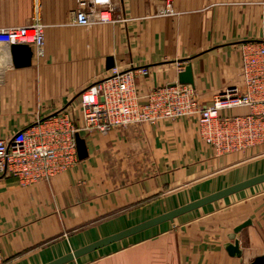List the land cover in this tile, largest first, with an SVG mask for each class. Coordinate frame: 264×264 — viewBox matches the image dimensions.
<instances>
[{
    "label": "crops",
    "instance_id": "0c3cea01",
    "mask_svg": "<svg viewBox=\"0 0 264 264\" xmlns=\"http://www.w3.org/2000/svg\"><path fill=\"white\" fill-rule=\"evenodd\" d=\"M167 4L175 13L158 15ZM114 5L116 21L80 26L70 21L75 0H0V28L36 18L44 25V53L37 57L31 46L27 66L15 67L10 45L0 44V138L63 109L79 116V94L109 74V56L120 69L131 64L147 69L135 76L142 92L178 81L190 64L197 96L209 104L214 94L239 83L243 44L264 36V0H114ZM80 136L88 155L49 181L20 186L14 177H0L3 264H45L70 247L151 218L153 201L168 202L171 210L264 172L247 174L264 164V144L218 155L201 139L192 117ZM244 191L72 264H249L264 257V194ZM135 203L142 205L133 208ZM245 220L251 224L239 232L241 258L231 256L224 244Z\"/></svg>",
    "mask_w": 264,
    "mask_h": 264
},
{
    "label": "built area",
    "instance_id": "2783aa9c",
    "mask_svg": "<svg viewBox=\"0 0 264 264\" xmlns=\"http://www.w3.org/2000/svg\"><path fill=\"white\" fill-rule=\"evenodd\" d=\"M166 7L157 14L175 13L169 4ZM115 9L114 0H75L70 21L80 26L114 22ZM43 29L37 18L25 25L1 27L0 44H27L41 57ZM109 71L80 92L79 116L63 109L0 138V177H14L20 186L49 181L78 162L76 134H105L116 127L183 116L195 118L199 136L218 155L264 144V36L243 44L239 83L214 94L209 104L199 100L193 85L178 81L140 91L135 76L147 73L141 66H113ZM235 108L248 111L234 113Z\"/></svg>",
    "mask_w": 264,
    "mask_h": 264
},
{
    "label": "water",
    "instance_id": "95a60500",
    "mask_svg": "<svg viewBox=\"0 0 264 264\" xmlns=\"http://www.w3.org/2000/svg\"><path fill=\"white\" fill-rule=\"evenodd\" d=\"M10 53H11L12 63L15 67H23L30 64L32 50L29 45L12 43L10 44ZM113 65H114L113 58L111 56L107 57L106 68L109 69L113 67ZM178 82L183 84L193 85L194 81H193L192 69L190 64H187L184 67V69L178 73ZM75 139H76L78 158L83 159L88 155L85 140L79 134L75 135ZM262 182H264V172L256 176L247 178L245 180L239 181L237 183H234L232 185L226 186L215 192L202 196L196 200L182 204L176 208L163 212L159 215H156L139 223H136L118 232L104 236L80 248L72 250L45 264H65L68 262H73L76 258L85 255L91 251H94L96 249L109 245L113 242L119 241L128 236L144 231L160 223L166 221L173 222L176 217L184 213L195 210L206 204L212 203L223 197H226L228 195H231L233 193H236L238 191L257 185ZM250 224H251V220H245L244 222L236 225L233 228L232 232L228 235L229 241L224 244V247L229 255L241 258L242 249L239 246V232L241 231V229H243L244 227ZM249 264H264V257L263 256L255 257L252 260V262H250Z\"/></svg>",
    "mask_w": 264,
    "mask_h": 264
},
{
    "label": "rangeland",
    "instance_id": "374dc122",
    "mask_svg": "<svg viewBox=\"0 0 264 264\" xmlns=\"http://www.w3.org/2000/svg\"><path fill=\"white\" fill-rule=\"evenodd\" d=\"M225 114H229V115H231L232 114V112L231 111H226V112H224ZM186 117H190V116H186ZM172 119H174V118H172ZM172 119H170V120H172ZM195 119V118H194ZM197 124V123H196ZM125 127H127V126H125ZM125 127H116V128H125ZM261 160V159H260ZM260 160H258L259 162H260ZM258 167V168H257ZM254 168H256V169H252V170H250V171H248V173L247 174H249V172H252V174H255V173H257L258 171H255V170H261V169H264V164L263 165H261L260 166V164H258V166H256V167H254ZM187 188H189V187H187ZM247 189V190H246ZM246 189H244L245 191L244 192H247V193H251V194H264V182H262V183H259V184H257V185H254V186H251V187H249V188H246ZM187 190V189H186ZM189 191V190H188ZM187 191V192H188ZM183 192H185V191H183ZM187 192H186V195L187 196H189L188 194H187ZM185 195V193H184V196H186ZM221 200H224V199H221ZM140 205H142V203H135L134 204V206H133V208H137V207H139ZM151 206L152 207H154V209L152 210V212H151V217H153V216H156V215H159L158 213H159V210H160V213H162V212H164V211H167L168 209H170V207H171V204H169L168 202H166L165 204L164 203H161V202H158V201H153L152 203H151ZM132 208V209H133ZM156 208V209H155ZM117 213V212H116ZM115 214V213H114ZM113 215V214H112ZM110 216V215H109ZM106 217H108V216H106ZM103 219H105V217L103 218ZM106 219H108V218H106ZM142 219V218H141ZM98 221H100V220H98ZM98 221H96V222H93L92 224L93 225H95ZM137 221H141L140 219H138V220H136V222ZM92 224H90V225H88V226H86V227H84V229L85 228H88V227H91V226H93ZM82 229V228H81ZM150 230V229H149ZM148 231V230H147ZM147 231H145V232H147ZM138 234V233H137ZM73 246V245H72ZM72 247H70L69 248V251H72ZM75 260H80V257H78V258H76ZM73 262H68V263H65V264H72ZM74 263H75V261H74Z\"/></svg>",
    "mask_w": 264,
    "mask_h": 264
}]
</instances>
